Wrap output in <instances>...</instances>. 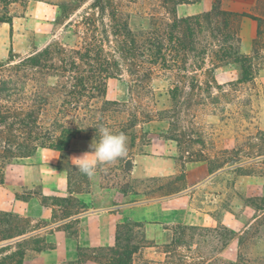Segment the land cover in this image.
<instances>
[{
  "label": "trees",
  "instance_id": "obj_1",
  "mask_svg": "<svg viewBox=\"0 0 264 264\" xmlns=\"http://www.w3.org/2000/svg\"><path fill=\"white\" fill-rule=\"evenodd\" d=\"M28 1L0 0V22L11 24V4L24 6ZM198 1L165 0L173 5L169 18L151 15L147 27L132 30L129 26L130 13L123 8L124 4L115 0H92L88 10H84L79 18H68L66 27H72V33L79 39L74 44L54 40L23 56L10 52L7 60L0 63V183L4 182L8 167L34 155L39 148L56 150L63 160L70 151L73 139L98 140L100 125L114 132H123L128 137L127 155L139 142L149 144L150 133L141 126L168 118L173 121L182 111L177 105L156 109L157 93L152 85L155 79L167 83L165 91L173 102L179 96L186 99L213 96L210 84L215 82L214 77L205 83L207 89L198 87L200 91H194L198 82L196 72L202 70L208 60L212 65L235 63L239 68L238 83L253 84L255 75L264 68V0H256L251 11L225 9V0H213L207 11L182 17L176 15L178 5ZM60 8L65 16L69 13L68 4H61ZM244 17L256 22L250 54L243 53L240 47V21ZM207 71L208 68L205 69ZM123 76L130 81L129 100L120 102L106 99L108 79ZM186 88H189L188 91ZM221 93L227 94L224 91ZM189 109L187 106L185 112ZM242 113L248 116V111ZM252 137L257 138L249 134L244 142L246 150L225 149L226 153L240 152L242 158L228 156L216 166L209 167V172L236 162H239L237 168H242L245 164L264 161V141L258 137L260 143L251 144L249 140ZM167 139L180 144V139L175 136ZM68 166L70 189L71 176H74L75 185L81 182L79 177H83L82 183L88 184L89 177L81 174L74 164L69 163ZM108 175L111 172L103 179ZM257 175L264 179V172ZM101 186L108 187L105 184ZM129 186L126 183L119 188L120 192L126 195ZM182 189L176 185L148 186L143 195L146 199L161 198ZM41 199L42 205L51 210L50 222L61 223L64 230L75 235L76 217L85 210V203L73 195L41 194ZM47 200L50 203L47 204ZM246 201L261 213L257 222L264 223V194L247 198ZM48 223L42 219L34 225L29 217L0 210V264H23L28 249L42 251L52 248L43 237L33 233ZM178 227L216 232L215 229L188 225ZM221 229V244H224L230 238V231L223 226ZM178 242L173 237L166 248ZM151 245L144 236L141 223L125 222L117 226L113 246L79 247L76 264H83L87 259L103 264H133V255L141 247ZM200 263L230 264L218 257Z\"/></svg>",
  "mask_w": 264,
  "mask_h": 264
},
{
  "label": "rangeland",
  "instance_id": "obj_2",
  "mask_svg": "<svg viewBox=\"0 0 264 264\" xmlns=\"http://www.w3.org/2000/svg\"><path fill=\"white\" fill-rule=\"evenodd\" d=\"M91 2L92 0H29L24 6L19 3L11 4L12 23L0 22V63L7 60L10 52L23 56L37 48L44 47L54 40L69 45L74 44L79 39L72 33V27H66L68 18L70 17L72 20L79 18L84 10H88L87 7ZM115 2L124 4L123 8L130 13L129 26L132 30L147 27L151 15L169 18L171 16L169 11L173 6L171 2H165V0H115ZM207 2L210 5V0ZM64 3L68 4L69 7V13L66 16L60 8V5ZM255 4L256 0H225L223 8L251 11ZM195 10H198V8H194V10L189 12L191 14L188 15L200 13L198 11L194 12ZM176 15L178 17L185 16L178 13ZM255 23L254 20L247 17L242 18L240 21V47L243 53L250 54L252 52L253 38L256 32ZM207 68L208 71L205 72ZM196 73L198 82L195 83L194 91H200L198 87L202 90L207 89L205 83L211 77H214L215 82L210 84V91L213 96L208 98L205 95L193 96L191 99L179 96L173 102L165 91L167 83L160 79H155L152 85L157 93L156 109L163 110L177 105L182 110L176 116L178 120L175 121V117L173 121L168 118L163 121L143 124L141 127L144 131L150 133L148 135L150 143L144 145L139 142L135 149L132 150V153L124 157V160H118L114 164L100 165L96 176H99L101 185L114 186L119 190L120 187H124L128 183L130 185L128 194L130 192H138L139 194L130 196L133 199L144 198L143 191L148 186L163 185L168 187L176 185L184 190V188H188L190 185L203 180L206 172L209 171V167L216 166L228 156L242 158L240 152L239 154L226 153L225 149L246 150L244 142L249 134L257 136V138L252 137L249 140L251 144L260 143L258 137H261L264 141V68H261L255 75L253 84L238 83L239 68L232 62L212 65L208 60L203 69L197 70ZM129 87L130 81L127 77H112L108 79L105 97L108 100L127 102L129 100ZM217 87H221V89L217 90ZM186 89L188 91L189 88ZM222 91L227 94H222ZM187 106L190 109L185 112ZM250 109L252 110L250 111ZM244 110L248 111L247 117L245 116L246 114H243L245 112L242 113ZM164 114L167 117V114ZM172 122L173 125L171 124ZM258 130L262 132L259 133L257 132ZM173 136L180 139L179 145L175 140L167 139V137ZM148 150H151L155 155L167 157L172 152L175 153V174L170 177L132 178L130 171L133 166V158L147 153ZM24 161L21 160L18 163H23ZM69 163L68 154L65 159H60L58 162L66 173V167H69ZM238 166L239 162L226 166V171L222 176L210 183L212 189H215L213 187H217V184L223 182L221 186H223L225 199H231L239 191H246V188H250V183L242 180V177L246 176L245 173L252 172L257 175L258 172H264V161L250 165L245 164L242 168H237ZM109 169L110 171H108ZM110 172L111 175L103 179ZM79 178L81 182L79 185H75L74 176H71L70 183L72 188H69L70 190L79 189L78 191H84L89 188L91 180L89 179L88 185L82 183L83 177ZM237 179L241 180L237 182ZM236 182V187H234ZM18 195L21 198L35 195L41 206L40 208H46L42 205L39 184H36L31 190H23ZM246 199L244 198L245 202L252 205ZM48 203L50 201L47 200ZM36 213L35 217L29 218L34 225L42 221V218L39 217L40 213L37 210ZM49 213L51 214L50 209L44 212V214ZM221 227L215 228V232L212 230L180 228L178 225L174 226L173 234L179 242L169 247L172 250L173 262L201 264L200 262L213 257V251L220 246L222 241L220 234H223V229ZM256 230L258 231L257 233ZM257 234H264V223L256 222L243 236V242L245 239ZM259 243L254 246L247 245L244 242L241 247L238 264H264V256L259 258V253H264V241ZM184 256H189L190 262H185Z\"/></svg>",
  "mask_w": 264,
  "mask_h": 264
},
{
  "label": "crops",
  "instance_id": "obj_3",
  "mask_svg": "<svg viewBox=\"0 0 264 264\" xmlns=\"http://www.w3.org/2000/svg\"><path fill=\"white\" fill-rule=\"evenodd\" d=\"M207 1L180 4L176 7V13L188 15L194 8H198L194 12L206 11L211 8L213 0H210V5ZM92 142L95 141L73 139L68 153L69 162L75 164L73 158L89 153ZM174 156L173 152L167 157L155 155L148 150L147 153L133 158L130 176L135 179L173 176L176 172ZM60 158L61 154L56 150L39 148L34 155L23 159L25 160L23 163L8 167L4 182L0 183V210L29 218L35 217L37 210L40 213L39 217L49 222L33 233L43 237L52 248L42 251L28 249L23 264H76L79 247L90 249L113 246L116 242L117 226L125 222L141 223L146 240L152 244L141 247L133 255V264L173 263L172 250L166 248V245L171 243L174 237L173 227L177 225L203 229H215L220 226L227 228L230 231V238L213 251V257L230 264L238 262L244 242L255 246L264 241V234H257L240 243V238L261 216L254 206L244 200L264 194V179L261 175L242 177V180L250 183V188L239 191L231 199H225L221 186L223 182L213 187L215 189L210 185L214 179L222 176L226 168L212 173L207 171L203 180L175 194L154 199H133L130 196L139 194L130 192L124 195L114 186L102 187L98 175L90 178L87 190L79 192L70 190L67 173L58 164ZM239 180L241 179H237V182ZM36 184L40 185V192L44 196L73 195L86 204L85 210L76 217L78 221L75 235L64 230L61 223L50 222L51 214H44L48 208H40L35 195L26 200L18 195L23 190L33 189ZM263 254L259 253V258L264 256ZM184 258L185 262H190L189 256ZM83 264L103 263L87 259Z\"/></svg>",
  "mask_w": 264,
  "mask_h": 264
},
{
  "label": "clouds",
  "instance_id": "obj_4",
  "mask_svg": "<svg viewBox=\"0 0 264 264\" xmlns=\"http://www.w3.org/2000/svg\"><path fill=\"white\" fill-rule=\"evenodd\" d=\"M99 138L90 145L91 151L73 158L76 169L91 178L102 164H114L127 155L128 137L123 132H114L109 127H98Z\"/></svg>",
  "mask_w": 264,
  "mask_h": 264
}]
</instances>
